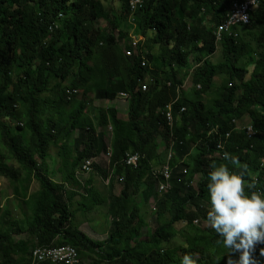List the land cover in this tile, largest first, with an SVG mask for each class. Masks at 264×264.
I'll use <instances>...</instances> for the list:
<instances>
[{
	"label": "trees",
	"instance_id": "trees-1",
	"mask_svg": "<svg viewBox=\"0 0 264 264\" xmlns=\"http://www.w3.org/2000/svg\"><path fill=\"white\" fill-rule=\"evenodd\" d=\"M112 1L0 0V174L15 185L23 210L22 219H9L8 208L0 217V264L30 263V251L42 246H72L81 264H181L185 254L198 264H238L239 253H226L208 225L207 185L213 165L236 170L218 154L225 142L224 153L247 165L245 178L255 183L246 191L264 192V0L250 25L221 42L216 31L245 0L146 1L133 16L144 44L131 57L120 46L129 38L128 0H116L119 16ZM66 88L81 97H68ZM119 93L128 95L125 117L112 107L88 112L91 96L111 102ZM247 119L252 136L237 130ZM214 128L219 133L210 135ZM133 155L137 165L127 163ZM86 162L85 175L110 181L114 229L104 243L74 224L71 190L88 195L87 212L107 200L92 178H80ZM166 166L170 180L158 172ZM141 194L144 203L155 201L154 230L140 214ZM260 248L256 264H264Z\"/></svg>",
	"mask_w": 264,
	"mask_h": 264
},
{
	"label": "clouds",
	"instance_id": "clouds-1",
	"mask_svg": "<svg viewBox=\"0 0 264 264\" xmlns=\"http://www.w3.org/2000/svg\"><path fill=\"white\" fill-rule=\"evenodd\" d=\"M129 21L134 22L131 14ZM128 39L124 42L122 41V44L120 43L123 50L130 49L135 41L139 44H144L142 43L144 40L142 38ZM78 94H80L79 91L75 95ZM120 94L117 99L121 98ZM249 126L251 125L246 127ZM238 127L246 128L243 125ZM223 143L226 148V143ZM224 151L222 152L224 154L223 158L221 156L220 158L229 161L236 170H231L227 163H222L219 166L213 165V170L209 173L210 182L207 185L210 195V210L207 212V222L220 237L217 240V244L222 245L226 253H239L238 264H256L255 253L257 246L264 244V192L253 190L249 194L246 191V189L255 188V183H249L245 178L248 173L247 165L241 166L237 157L227 152L224 153ZM172 154L173 157L174 152ZM172 157L170 158L169 155V160ZM165 168L170 169V166L158 169V171ZM185 171L188 172V170ZM82 175H80V178ZM0 199H2V196H0ZM259 252L261 256H264V248H260ZM108 263L105 261L103 264ZM27 264H31V256L30 263ZM181 264H198V257L194 254H185L182 257ZM228 264H233L231 259H229Z\"/></svg>",
	"mask_w": 264,
	"mask_h": 264
},
{
	"label": "rangeland",
	"instance_id": "rangeland-1",
	"mask_svg": "<svg viewBox=\"0 0 264 264\" xmlns=\"http://www.w3.org/2000/svg\"><path fill=\"white\" fill-rule=\"evenodd\" d=\"M111 6L114 8L115 10V13L116 15L119 16V14H121V10L119 9V6L117 7V1L116 0H113L112 1V4ZM110 11H113L110 7H109ZM99 25L101 27H105L107 30L110 31L111 27L108 25V23L104 20L100 21ZM128 27H130V31L128 30V33H129V38H134V39H140L141 37L138 36V33H136V25L134 24V22L132 21H129L127 23ZM117 35V33H116ZM129 40V39H128ZM142 43H144V40L142 41ZM220 58V56H217L214 61H218ZM192 61V59H191ZM194 89V82H193V79L192 77L187 81L186 83V86H185V90L188 92H192V90ZM188 92V93H189ZM77 98H80L81 95L78 94L76 96ZM90 99L93 100V102H90L89 106H88V112L91 113L92 112V109L93 107H103V108H106V107H109V106H114V107H118L121 112H119L120 115H122L123 117H125L127 115V112H128V100L125 99V98H120L122 101H124L123 103H119V101H115V102H108V101H95L93 99V96L90 97ZM249 119H247V121H245L243 127H246L249 125ZM161 145H160V150L162 152H164L165 150V142L164 140H160L159 142ZM160 151V152H161ZM52 155V158L56 159V157L54 156V154H51ZM10 163L12 164H16V162L14 160H11ZM100 165L101 168L105 169V170H108V164H107V159H102L99 161L98 163ZM97 175V174H96ZM199 177L200 175H198L196 177V180L195 181V184L194 186L197 184L198 180H199ZM0 179L1 181L3 182V192H2V199H0V201L2 202L1 204H3V207H1V211H0V217H2V214H3V211L8 208V210L10 211V214H9V219L11 218H17V219H22L23 217V210L21 209V207H19L18 205V202L16 200H14V197L11 195L13 194V189L15 187V185H11L10 184V179L5 177V176H2L0 174ZM96 179L98 180V182L100 183V186H99V189L101 190L102 192V195L106 196V198L108 197V191H106V189L104 188V186H106V181L108 180H104L102 178H100L98 175L96 176ZM2 184V183H1ZM35 188H38V184L37 182H34L33 184V189ZM122 189V185L119 184V182L117 183V194H120V191ZM34 191V190H33ZM142 195H139L137 197V204L138 206L140 207L141 209V216L144 218L145 217V221L147 222V224L149 225V228L151 230H154L156 228V214H155V202H154V199H151L149 200V205L147 203H144V201L142 200ZM10 196V197H9ZM5 197V198H4ZM106 205H109V201L108 199L106 200ZM105 205V206H106ZM110 214V213H109ZM111 216V214H110ZM85 217V220L88 222V229L89 231H97L99 228H97V224L95 223H92L90 222V220L96 218V216L92 215V214H87V215H84ZM112 216L109 217L108 220H106L105 218H102L99 223L102 222L101 225H99L100 227H103V228H108V236L106 237L105 240H99V239H95V238H91L92 240H94V242H99V243H104L108 240V237L109 235L112 233V229H114V225H113V221H112ZM183 226V224H178L177 225V228H181ZM204 226V224H203ZM110 230V231H109ZM144 233H146V230H144ZM92 236V235H91ZM37 248H41V247H37ZM32 251V250H31ZM30 251V252H31ZM82 264H91L89 262V260L87 261H84Z\"/></svg>",
	"mask_w": 264,
	"mask_h": 264
},
{
	"label": "built area",
	"instance_id": "built-area-1",
	"mask_svg": "<svg viewBox=\"0 0 264 264\" xmlns=\"http://www.w3.org/2000/svg\"><path fill=\"white\" fill-rule=\"evenodd\" d=\"M146 1H150V0H128L131 17L134 16V14L137 11V9L143 3H145ZM260 1L261 0H245V2H243V3L236 4L233 7V10L231 11V13L228 16L227 22L219 27V29H218L219 37L217 38V41L221 42L222 39H223V36L225 34H229V35L232 36L233 33H234V29L236 27L250 25L251 21H252L251 20L252 13H253V11H255L259 7ZM51 30H52V28H51ZM236 37H237V34H236ZM138 47H139V43L137 41H135V42H133L130 50L124 49V51L127 53V55L129 57L137 56L139 54ZM143 65H144V63H143ZM146 89H147V87L143 86V90H146ZM66 92L68 94V97H72L73 95L78 93V91L76 89H71V88H66ZM120 97L127 99L128 95L124 94V93H121ZM168 119H169V121L174 122L175 118H174L173 115H171V113H169L168 114ZM243 129H249L248 131H249V135L250 136L254 135V133H255L253 127H251V126L246 127V128H242V127H238L237 128V130H239V131H241ZM218 133H219L218 128H215L210 133V135L218 134ZM227 136H231V133H228ZM224 149H225V145H224L223 142H221L220 150H222V152H223ZM222 152L219 151V156H221L223 158L224 154ZM172 155L173 154L171 153L170 154V158L172 157ZM138 161H139V156L138 155H133V156L129 157V159L127 160V163L130 164V165L131 164L137 165ZM90 164H91L90 162H86V165L83 168V172H82L83 174H87V173H89L91 171ZM158 172L165 179L170 180L171 172H170L169 168H165L164 170H160ZM185 173L187 174L188 172L185 171ZM167 189H168L167 185H162L160 191L163 192V191H166ZM49 249H51V251H52L51 252V257H56L55 259H57V260H61V259L64 258V259H66L68 261H77L78 262L77 257H76L77 256V249H75L74 247H71V246H62V247H56V248L45 247L43 249L35 248L33 252L46 251V250H49ZM56 249H58L60 251H63L62 252V256L63 257H61L59 255V253L56 251ZM65 252H67V254ZM33 256L34 255L32 254L31 255V264H38V262L36 261L35 258H33Z\"/></svg>",
	"mask_w": 264,
	"mask_h": 264
},
{
	"label": "crops",
	"instance_id": "crops-1",
	"mask_svg": "<svg viewBox=\"0 0 264 264\" xmlns=\"http://www.w3.org/2000/svg\"><path fill=\"white\" fill-rule=\"evenodd\" d=\"M115 101H119V103H123L124 102L121 99H116V100L111 101V102H115ZM110 107L115 108L118 112H121V110L118 107L116 108L114 106H109V108ZM49 165H50L51 169L54 170L56 172V174H57L58 171H56V166L53 163V161H50V159H49ZM96 174L97 173H94V172L91 173L90 175H85L84 174V175L81 176V179L83 180V183H84L89 178H92V181H93L92 187L94 188V190H97V191L101 192V190L99 189L100 183L96 179V176L98 175L100 177V175L99 174L96 175ZM56 177H57V180H58L59 175H57ZM34 182H33V184H34ZM109 183H110V181H106V186H104L106 191H108V197H107L108 200L111 199V194H112V190L110 189ZM33 184L31 185V189L30 190L33 189ZM116 187H117V185H116ZM36 189L37 188H35L33 190H36ZM73 190H75V191L71 190V193L75 192V194H77L74 197V199L72 200V202H71V210L73 212H75V217H76V221H75L74 224H76L81 229V231H83L85 234H87L90 238H92V239L95 238V239H99V240H105L106 237L108 236V233H109L108 232V228L105 229L103 227H100L99 225H101L102 222L99 223V221L102 218H105L106 220H108L109 217H111L110 214H109V209H110L109 205H106V203H105L102 206H95L92 211L87 212L86 209L84 207H82V206H86L87 204H89V202L87 200L88 199V195L82 190V188L81 189L80 188L73 189ZM117 192L118 191H117V188H116L115 189V194L117 196H119L120 194H117ZM11 195L13 196V194H11ZM87 214H92V215L96 216V218L90 220V222L97 224V228H99L97 231H95V230L89 231L88 222L85 220V217H84V215H87ZM112 221H113V219H112Z\"/></svg>",
	"mask_w": 264,
	"mask_h": 264
},
{
	"label": "bare ground",
	"instance_id": "bare-ground-1",
	"mask_svg": "<svg viewBox=\"0 0 264 264\" xmlns=\"http://www.w3.org/2000/svg\"><path fill=\"white\" fill-rule=\"evenodd\" d=\"M118 4V3H117ZM118 7V6H117ZM251 19H252V17H251ZM240 27V26H239ZM236 28H238V27H236ZM235 28V29H236ZM240 28H242V27H240ZM216 37L218 38L219 37V32L218 31H216ZM168 124H170V125H173L174 124V122H171V121H168ZM249 129H247V131H248ZM249 132V131H248ZM48 161V160H47ZM62 182V181H61ZM2 183V184H1ZM3 190V182L1 181V179H0V196L2 195L1 194V191ZM5 198V197H4ZM0 203H2L1 201H0ZM1 207H3V204H0V209H1ZM7 217V216H6ZM110 231V230H109ZM43 248H45L44 246H42L41 248H38V249H43ZM35 249V248H34ZM34 249L30 252V256L33 254L34 256H33V258H35L36 259V261L39 263V264H44V263H47V264H50V263H52V264H81L80 262H77V261H68V260H66V259H61V260H57V259H55L56 257H51V249H49V250H46V251H38V252H33L34 251ZM56 251L59 253V255L61 256V257H63L62 256V252L63 251H60V250H58V249H56ZM66 254H67V252H65ZM76 257H78V253H77V256Z\"/></svg>",
	"mask_w": 264,
	"mask_h": 264
}]
</instances>
